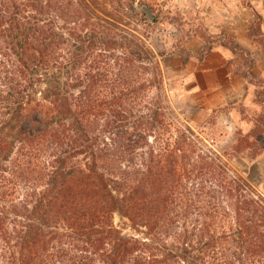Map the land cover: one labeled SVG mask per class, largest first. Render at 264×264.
Listing matches in <instances>:
<instances>
[{
  "label": "trees",
  "instance_id": "trees-1",
  "mask_svg": "<svg viewBox=\"0 0 264 264\" xmlns=\"http://www.w3.org/2000/svg\"><path fill=\"white\" fill-rule=\"evenodd\" d=\"M142 7L0 0V264H264V195L172 110ZM216 45L260 87L224 36L183 67Z\"/></svg>",
  "mask_w": 264,
  "mask_h": 264
},
{
  "label": "rangeland",
  "instance_id": "rangeland-1",
  "mask_svg": "<svg viewBox=\"0 0 264 264\" xmlns=\"http://www.w3.org/2000/svg\"><path fill=\"white\" fill-rule=\"evenodd\" d=\"M146 2L156 24L144 27L143 32L148 37L150 49L164 55L160 60L172 110L207 142L213 143L218 151H227L233 170L264 195V107L261 105L264 101V80H260L263 82L260 87H254L253 96L230 99L221 92L220 84L216 85L220 86L217 91L211 88L213 81L221 82V72L217 74L209 64L200 68L196 59H192L186 67L182 65L185 51L199 50V46L188 48L195 41H200L203 49L210 37L224 36L233 40L225 33L222 21L231 10L238 12L240 7L246 9L251 0ZM217 48L219 45L214 50ZM227 65L232 66L234 75H237L239 69L246 67L245 57L234 55ZM210 71L216 75L213 76ZM239 145L241 148L235 151ZM115 222L119 223L118 217Z\"/></svg>",
  "mask_w": 264,
  "mask_h": 264
},
{
  "label": "crops",
  "instance_id": "crops-1",
  "mask_svg": "<svg viewBox=\"0 0 264 264\" xmlns=\"http://www.w3.org/2000/svg\"><path fill=\"white\" fill-rule=\"evenodd\" d=\"M249 5L251 8L247 7L246 9H242L240 7L238 12H234L233 10L228 12V17L224 18L222 21V27L224 28L225 33L232 37L234 42L251 53L252 58L255 60V66L250 71V76L254 81H260L264 80V54L249 39L248 33L250 27L256 20L254 13H257L261 17L260 26L264 35V0H251V4ZM192 46H199V50L196 51L194 49H190ZM188 48L192 50V52H189L196 55L200 53L202 44L200 41H195L190 44ZM231 58H234V54L227 48L219 45V48L208 55L203 62H199L198 65L202 68L206 64H209L211 65V70L217 71V74H219L218 72H221V82L217 83L213 81L211 85V88L213 87V91H217V88L221 86V92L226 98H247L249 95L253 96L255 90L254 87L256 86L247 83L238 74L234 75L232 66L227 65ZM204 68H206V66ZM210 72L213 76L216 75L212 71ZM217 84H220V86H216Z\"/></svg>",
  "mask_w": 264,
  "mask_h": 264
},
{
  "label": "water",
  "instance_id": "water-1",
  "mask_svg": "<svg viewBox=\"0 0 264 264\" xmlns=\"http://www.w3.org/2000/svg\"><path fill=\"white\" fill-rule=\"evenodd\" d=\"M140 10L145 12L148 15L150 21L153 20L154 15H153L152 11L149 8L142 7Z\"/></svg>",
  "mask_w": 264,
  "mask_h": 264
}]
</instances>
